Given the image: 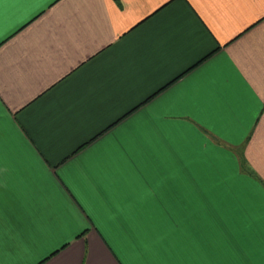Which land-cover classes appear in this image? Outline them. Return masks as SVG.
I'll list each match as a JSON object with an SVG mask.
<instances>
[{"label":"crops","instance_id":"0c3cea01","mask_svg":"<svg viewBox=\"0 0 264 264\" xmlns=\"http://www.w3.org/2000/svg\"><path fill=\"white\" fill-rule=\"evenodd\" d=\"M85 229L119 264H264V0L5 6L0 264Z\"/></svg>","mask_w":264,"mask_h":264},{"label":"snow or ice","instance_id":"6c2138e0","mask_svg":"<svg viewBox=\"0 0 264 264\" xmlns=\"http://www.w3.org/2000/svg\"><path fill=\"white\" fill-rule=\"evenodd\" d=\"M37 2V0H0V27L3 24L5 6L21 5ZM85 229L72 241H66L61 249H56L50 253L57 257L53 264H119V257L102 236L95 233L88 234ZM87 237V238H85ZM63 251V255L60 252ZM39 264V262H37Z\"/></svg>","mask_w":264,"mask_h":264}]
</instances>
